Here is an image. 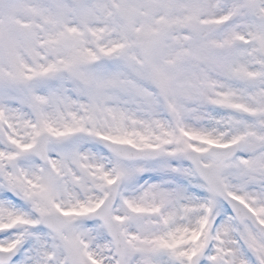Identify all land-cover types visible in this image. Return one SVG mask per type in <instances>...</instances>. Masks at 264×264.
<instances>
[{
    "label": "snow or ice",
    "instance_id": "6c2138e0",
    "mask_svg": "<svg viewBox=\"0 0 264 264\" xmlns=\"http://www.w3.org/2000/svg\"><path fill=\"white\" fill-rule=\"evenodd\" d=\"M0 264H264V0H0Z\"/></svg>",
    "mask_w": 264,
    "mask_h": 264
}]
</instances>
